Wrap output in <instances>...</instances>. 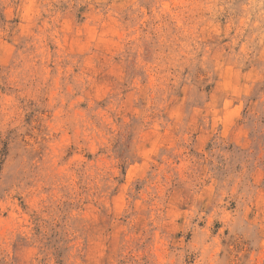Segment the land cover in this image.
I'll return each instance as SVG.
<instances>
[{
    "label": "rangeland",
    "instance_id": "1",
    "mask_svg": "<svg viewBox=\"0 0 264 264\" xmlns=\"http://www.w3.org/2000/svg\"><path fill=\"white\" fill-rule=\"evenodd\" d=\"M0 264H264V0H0Z\"/></svg>",
    "mask_w": 264,
    "mask_h": 264
}]
</instances>
